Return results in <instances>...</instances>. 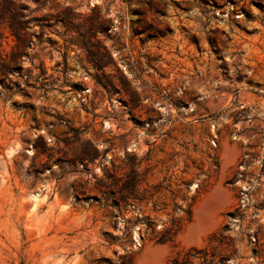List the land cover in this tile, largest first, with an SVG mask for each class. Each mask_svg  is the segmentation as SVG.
<instances>
[{
	"label": "rangeland",
	"instance_id": "rangeland-1",
	"mask_svg": "<svg viewBox=\"0 0 264 264\" xmlns=\"http://www.w3.org/2000/svg\"><path fill=\"white\" fill-rule=\"evenodd\" d=\"M9 1L0 264H264V0Z\"/></svg>",
	"mask_w": 264,
	"mask_h": 264
},
{
	"label": "trees",
	"instance_id": "trees-1",
	"mask_svg": "<svg viewBox=\"0 0 264 264\" xmlns=\"http://www.w3.org/2000/svg\"><path fill=\"white\" fill-rule=\"evenodd\" d=\"M6 2H9V0H5ZM14 35L17 37V39L19 40V34L17 30H13ZM132 180V179H131ZM227 216L230 218L232 217L231 213H228ZM172 229H170L169 231H166L163 233V235H161V237L158 239V242L160 243H164V242H168L171 241L173 236H174V231L173 233L170 232ZM228 226L224 227V229L222 230L220 236L218 237L217 241L219 244H229V238H228ZM207 253H206V249H190L188 251H186L181 257H174L171 260L168 261V264H226V257L227 256H223L221 254H219V260L218 261H214V257L215 255H211V259H207L206 258ZM128 263L131 264V258H129Z\"/></svg>",
	"mask_w": 264,
	"mask_h": 264
}]
</instances>
